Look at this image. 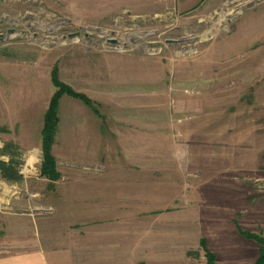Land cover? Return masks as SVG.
<instances>
[{"label":"rangeland","instance_id":"1","mask_svg":"<svg viewBox=\"0 0 264 264\" xmlns=\"http://www.w3.org/2000/svg\"><path fill=\"white\" fill-rule=\"evenodd\" d=\"M57 82L91 104L60 96L51 179ZM90 117L94 136L69 131ZM13 181L41 225L112 209L154 240L180 235L177 263L154 264H219L206 234L224 225L260 253L245 233L264 239V0H0L3 210Z\"/></svg>","mask_w":264,"mask_h":264},{"label":"crops","instance_id":"2","mask_svg":"<svg viewBox=\"0 0 264 264\" xmlns=\"http://www.w3.org/2000/svg\"><path fill=\"white\" fill-rule=\"evenodd\" d=\"M87 122L85 130L69 131L94 136L96 132L92 126L96 121L90 117ZM125 165L120 166L131 169L150 167L149 160H141L140 163L125 160ZM118 166H114L113 162L110 168ZM114 183L118 182L115 180ZM7 185L10 202L6 205L10 207L0 208V264L177 263L171 260V249L182 246L180 235L174 234L171 238L163 231L158 232L160 236L154 240V236L151 237L154 231L150 226H119L116 219L112 220V217H118L119 212L112 209L65 210L60 213L62 217L69 218L67 224L63 220L61 224H54L56 220L52 215L41 225L37 215L21 211L16 181ZM211 229L206 239L219 264H254L257 261L259 246L243 238L234 225Z\"/></svg>","mask_w":264,"mask_h":264},{"label":"trees","instance_id":"3","mask_svg":"<svg viewBox=\"0 0 264 264\" xmlns=\"http://www.w3.org/2000/svg\"><path fill=\"white\" fill-rule=\"evenodd\" d=\"M58 86L60 87L59 91L57 92V95L55 98L51 101L50 107L47 111L46 118H45V126L43 130L44 135V154H45V163L42 167L43 174L50 177L51 179H58L60 177L59 172L57 171L56 167V159L52 155V145L54 143V137L56 134V127L58 123V109H59V99L60 96L67 92L73 96L83 97L87 103L91 104L90 100H87L84 96H81L75 92H73L71 89L64 87L62 84L57 82ZM245 233V232H244ZM245 235L254 238L261 244V250H260V257L257 260L255 264H264V239L259 236H251L250 234ZM205 246V243H203ZM207 254L209 256V260L211 264H215V256L207 251Z\"/></svg>","mask_w":264,"mask_h":264}]
</instances>
